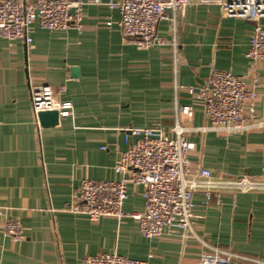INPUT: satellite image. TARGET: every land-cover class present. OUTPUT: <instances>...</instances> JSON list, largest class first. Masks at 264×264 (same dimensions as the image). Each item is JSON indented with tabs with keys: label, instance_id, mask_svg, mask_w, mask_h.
Listing matches in <instances>:
<instances>
[{
	"label": "crops",
	"instance_id": "1",
	"mask_svg": "<svg viewBox=\"0 0 264 264\" xmlns=\"http://www.w3.org/2000/svg\"><path fill=\"white\" fill-rule=\"evenodd\" d=\"M81 1L82 33L35 23L30 45L0 37V207L5 217L21 222L25 236L14 241L0 228V264H78L86 255L104 253L150 264H200L202 246L179 229L156 239L142 235L132 218L145 210L141 186H128L122 221L94 223L68 207L86 177L120 178L114 167L128 149L129 128L171 133L175 109L183 105H192L193 114L179 116L182 126L209 127L203 105L188 89L206 84L212 67L249 76L250 84L253 61L246 53L255 22L227 16L219 4L193 3L178 18L176 32L169 20L160 22L159 35L168 45L144 49L124 37L119 10L108 6L121 0ZM175 36L177 53L170 44ZM257 68L262 86L254 107L264 116V62ZM33 85H50L56 92L65 85L59 98L72 103V114L39 129ZM187 139L194 144L192 163L215 176L263 174L262 130L230 136L196 131ZM194 200L198 235L264 262V192L223 191L208 206L201 194Z\"/></svg>",
	"mask_w": 264,
	"mask_h": 264
},
{
	"label": "built area",
	"instance_id": "2",
	"mask_svg": "<svg viewBox=\"0 0 264 264\" xmlns=\"http://www.w3.org/2000/svg\"><path fill=\"white\" fill-rule=\"evenodd\" d=\"M219 4L229 17L252 20L255 26L250 35V46L246 53L253 61L249 76L236 75L231 71L212 67L206 84L189 88V95L204 108L209 127L189 129L179 122L180 115L191 116L192 105L177 106L176 123L171 133L159 128L128 129V149L120 154L114 167L120 178L96 181L86 177L82 180L68 210L84 215L97 223L103 218L122 221L125 218L124 204L130 184L143 187L145 210L134 213L142 235L156 239L168 229H179L185 238H194L202 246L200 264H233L252 261L264 264L229 249L205 241L196 232L195 196H204V205H210L215 196L223 191L264 192V168L259 177L215 176L205 167L195 166L189 158L194 144L187 135L196 131H216L227 136L244 134L254 130L264 131V116H259L254 107L257 89L262 86L257 71L264 62V0H121L111 1L108 6L119 10V26L124 37L144 49L165 47L169 43L159 35L161 21L169 20L176 32L179 17L185 14L190 4ZM81 0H0V37L8 41L33 42L34 24L51 31L84 30ZM168 11L172 16H168ZM111 25V21L107 22ZM176 35V34H175ZM177 53L176 36L170 43ZM176 57V56H175ZM177 61V59H176ZM66 92L61 85L56 92L50 85H33L30 98L33 112L39 123V114L57 111L59 119L72 114V103L61 101ZM130 136L136 137L131 143ZM0 228L14 241L25 239L21 222L5 217L0 207ZM153 255L150 254L149 258ZM78 264H150L148 260H137L118 253L86 255Z\"/></svg>",
	"mask_w": 264,
	"mask_h": 264
},
{
	"label": "water",
	"instance_id": "3",
	"mask_svg": "<svg viewBox=\"0 0 264 264\" xmlns=\"http://www.w3.org/2000/svg\"><path fill=\"white\" fill-rule=\"evenodd\" d=\"M77 74V69L75 70ZM39 121L42 126H54L59 123V114L57 111H44L39 114Z\"/></svg>",
	"mask_w": 264,
	"mask_h": 264
}]
</instances>
